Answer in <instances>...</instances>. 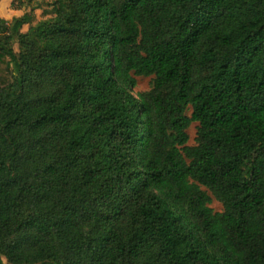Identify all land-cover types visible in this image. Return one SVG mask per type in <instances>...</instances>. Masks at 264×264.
Segmentation results:
<instances>
[{"label":"trees","instance_id":"16d2710c","mask_svg":"<svg viewBox=\"0 0 264 264\" xmlns=\"http://www.w3.org/2000/svg\"><path fill=\"white\" fill-rule=\"evenodd\" d=\"M34 17L0 16V264H264V0Z\"/></svg>","mask_w":264,"mask_h":264},{"label":"rangeland","instance_id":"374dc122","mask_svg":"<svg viewBox=\"0 0 264 264\" xmlns=\"http://www.w3.org/2000/svg\"><path fill=\"white\" fill-rule=\"evenodd\" d=\"M53 1L54 0H35L32 5L22 6L19 3V0H0V16L8 20H12L15 16H21L25 12L31 11L34 8L35 17L33 19V24H35L38 21L45 19L51 15ZM28 29H29L28 24L23 27V31H27ZM136 79H137V84L133 88L135 94L151 89L153 77L136 76ZM188 113L190 114L191 110H189ZM197 126L198 123L195 122L188 129L190 135L189 144L193 145L196 143L195 138L197 136ZM211 206L216 211L223 210V204L215 197H213V202ZM5 262L7 263L8 261L5 259Z\"/></svg>","mask_w":264,"mask_h":264}]
</instances>
